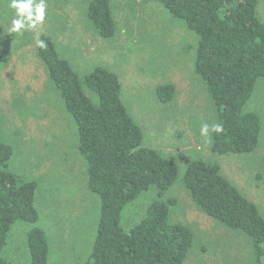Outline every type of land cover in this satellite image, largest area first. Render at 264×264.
Masks as SVG:
<instances>
[{
    "label": "rangeland",
    "instance_id": "1",
    "mask_svg": "<svg viewBox=\"0 0 264 264\" xmlns=\"http://www.w3.org/2000/svg\"><path fill=\"white\" fill-rule=\"evenodd\" d=\"M9 3L0 0V55L6 59L0 62V140L12 149L8 170L37 185L39 219L34 224L16 222L1 257L30 264L26 234L41 228L48 242V264H86L95 238L100 202L86 189L75 125L36 52L38 37L48 34L80 76L95 67L118 76L121 102L141 130L142 146L176 166L175 184L161 198L150 188L127 204L121 227L128 231L137 224L152 201L174 198L169 222L187 225L194 235L183 264H255L251 241L196 208L181 178L193 161L216 162L264 217V80L257 81L245 106L260 119L258 147L250 154L219 156L210 150L215 109L193 71L196 37L160 4L110 0L116 36L103 40L86 18L89 0H45V20L22 35L8 33L14 17ZM260 3L264 14V0ZM166 83L174 85L175 96L162 103L155 91ZM205 123L207 138L200 134Z\"/></svg>",
    "mask_w": 264,
    "mask_h": 264
},
{
    "label": "trees",
    "instance_id": "2",
    "mask_svg": "<svg viewBox=\"0 0 264 264\" xmlns=\"http://www.w3.org/2000/svg\"><path fill=\"white\" fill-rule=\"evenodd\" d=\"M160 4L196 37L193 71L203 82L223 133L211 131L212 153L250 154L259 144V117L245 106L258 80H264V22L258 0H149ZM86 18L103 40L116 36L110 0H89ZM47 47L36 46L46 75L71 117L77 150L84 161L86 189L99 199L95 238L86 264H183L194 235L185 224L169 222V207L177 201H152L143 218L128 231L121 227L123 208L150 188L161 198L176 182L171 160L142 146V133L120 99L118 76L95 67L80 76L61 57L48 34ZM0 62L6 59L0 55ZM162 103L172 101L175 87L159 85ZM1 134V133H0ZM12 149L0 140V264L16 222L34 224L37 185L8 170ZM181 183L193 204L222 226L241 232L252 244L255 264H264V217L221 173L216 162L196 160L184 171ZM30 264H48V242L41 228L26 234Z\"/></svg>",
    "mask_w": 264,
    "mask_h": 264
},
{
    "label": "clouds",
    "instance_id": "3",
    "mask_svg": "<svg viewBox=\"0 0 264 264\" xmlns=\"http://www.w3.org/2000/svg\"><path fill=\"white\" fill-rule=\"evenodd\" d=\"M9 8L14 10V17L11 20V27L8 33L23 34V31L28 28H35L38 24L43 23L46 16L47 5L45 0H10ZM37 47L44 49L47 47L43 40H37ZM212 131L217 134L223 133L224 128L222 124L212 125ZM209 125L203 124L200 128V134L208 137Z\"/></svg>",
    "mask_w": 264,
    "mask_h": 264
},
{
    "label": "crops",
    "instance_id": "4",
    "mask_svg": "<svg viewBox=\"0 0 264 264\" xmlns=\"http://www.w3.org/2000/svg\"><path fill=\"white\" fill-rule=\"evenodd\" d=\"M261 1V0H260ZM260 1H259V14H260V17L262 18V17H264V14H261V12H260ZM257 13H258V11H257ZM258 18H259V16H258ZM261 18H259V20L261 21V22H264V20H262Z\"/></svg>",
    "mask_w": 264,
    "mask_h": 264
}]
</instances>
